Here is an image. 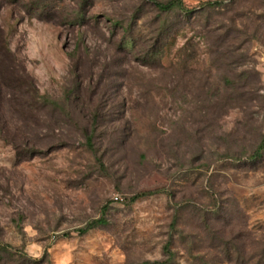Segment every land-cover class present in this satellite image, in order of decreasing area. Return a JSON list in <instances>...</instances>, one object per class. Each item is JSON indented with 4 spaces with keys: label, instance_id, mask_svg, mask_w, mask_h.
<instances>
[{
    "label": "rangeland",
    "instance_id": "1",
    "mask_svg": "<svg viewBox=\"0 0 264 264\" xmlns=\"http://www.w3.org/2000/svg\"><path fill=\"white\" fill-rule=\"evenodd\" d=\"M179 1L0 0V264H264V0Z\"/></svg>",
    "mask_w": 264,
    "mask_h": 264
},
{
    "label": "trees",
    "instance_id": "2",
    "mask_svg": "<svg viewBox=\"0 0 264 264\" xmlns=\"http://www.w3.org/2000/svg\"><path fill=\"white\" fill-rule=\"evenodd\" d=\"M147 1L150 2L159 12H163V13L172 12L181 7V3L179 0H171L165 3L156 2L154 0H147ZM219 5H221V3L217 1L216 2H206L202 5V7L207 8V9H213V8L218 7ZM0 61L6 65V70L8 71V73L11 74L9 69L12 67L11 64L14 63V59L6 45L5 37L2 33H0ZM262 149H263V145H260L257 148L256 152L252 156H250V159H259L261 157ZM147 195H149V193L138 194L134 196L131 199V201H135ZM104 224H106V221L103 218L94 220L91 223L87 224L84 228L79 229L77 233L79 235H85L90 230H93L95 227L101 226ZM165 253L171 258L172 253L169 250L168 246L165 247Z\"/></svg>",
    "mask_w": 264,
    "mask_h": 264
}]
</instances>
